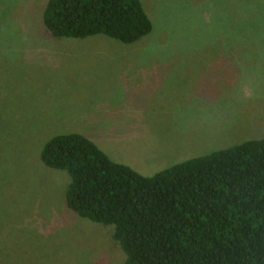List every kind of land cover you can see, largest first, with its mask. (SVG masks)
<instances>
[{
	"label": "rangeland",
	"instance_id": "obj_1",
	"mask_svg": "<svg viewBox=\"0 0 264 264\" xmlns=\"http://www.w3.org/2000/svg\"><path fill=\"white\" fill-rule=\"evenodd\" d=\"M49 0H0V264H125L65 202L44 144L79 132L151 176L264 137V0H141L151 33L55 37Z\"/></svg>",
	"mask_w": 264,
	"mask_h": 264
},
{
	"label": "trees",
	"instance_id": "obj_2",
	"mask_svg": "<svg viewBox=\"0 0 264 264\" xmlns=\"http://www.w3.org/2000/svg\"><path fill=\"white\" fill-rule=\"evenodd\" d=\"M55 37L133 43L153 30L141 0H49ZM43 163L69 174L65 202L113 228L125 264H264V137L147 176L79 132L50 138Z\"/></svg>",
	"mask_w": 264,
	"mask_h": 264
}]
</instances>
